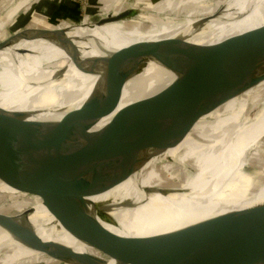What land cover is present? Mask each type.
I'll return each instance as SVG.
<instances>
[{
    "label": "bare ground",
    "instance_id": "bare-ground-1",
    "mask_svg": "<svg viewBox=\"0 0 264 264\" xmlns=\"http://www.w3.org/2000/svg\"><path fill=\"white\" fill-rule=\"evenodd\" d=\"M28 1L11 2L6 15L11 18ZM142 8L139 0H128L120 10L91 24L49 33L38 28L21 30L12 34L17 37L14 45L0 51V109L28 113L29 121L55 124L67 110L94 106L93 97L112 103L111 114L92 130H76L46 142L32 141L23 147L2 150L0 191L35 190L60 198L64 195L73 203H84L95 216L102 203L119 206L127 202L126 208L117 206L111 211L116 224L65 221L44 205L36 212L32 210L29 225L15 235L0 227V264H19L42 255L65 264H117L106 230L134 238L135 248L141 249L152 244L146 237L167 240L191 224L264 202V181L247 173L256 163L251 154H256L264 137V83L205 116L212 123L201 119L178 146L164 150L168 153L150 149L147 160L133 176L106 193H99L101 171L88 169L84 163L79 165L83 152L90 147L100 143L108 146V140L98 135V130L123 112L152 99L144 93L163 83L170 85L177 76L153 62L134 75L122 62L107 60L83 73L71 61L58 81L61 68H43L70 59L62 50L65 40L75 44L81 57L105 58L118 52L107 51L109 45L117 50L144 41L184 39L207 46L241 38L239 60L231 64L245 63L264 48V5L179 20L162 17L158 12H141ZM131 10H140L137 19L126 18ZM137 21H150L151 26L144 29ZM3 26L0 23V30ZM256 96H260L254 101L258 110L252 115L249 105ZM51 152L66 158L69 164H57L48 157ZM256 165L264 173V165ZM160 171L165 172V177L158 183L156 175ZM159 188L171 192L148 193ZM24 216L25 213L14 218L22 220ZM37 238L43 240L40 246H28Z\"/></svg>",
    "mask_w": 264,
    "mask_h": 264
},
{
    "label": "water",
    "instance_id": "water-1",
    "mask_svg": "<svg viewBox=\"0 0 264 264\" xmlns=\"http://www.w3.org/2000/svg\"><path fill=\"white\" fill-rule=\"evenodd\" d=\"M137 14L131 10L126 18L133 19ZM40 31L49 33L51 29L40 28ZM7 35L8 32H0V51L16 42V35ZM240 42L241 38H233L204 46L184 39L144 41L94 59H82L78 48L68 39L61 44L83 73L109 60L115 64L122 62L134 75L153 62L177 76L159 95L123 112L98 130V135L108 140V146L100 143L83 152L79 165L84 163L88 169L101 171L99 193L130 179L145 163L150 149L158 153L178 146L203 117L264 83V48L245 63H230L239 60ZM63 70L61 67L56 80L62 79ZM259 98L251 100L252 115L258 110L254 101ZM92 100L94 106L67 110L65 117L55 124L29 121L28 113L0 109V152L32 141L46 142L76 130L94 129L111 114L112 103L101 97ZM48 157L57 164H69L57 153L51 152ZM154 192L165 195L171 191L159 188L148 193ZM41 200L53 215L65 221L86 225L115 223L111 211L118 205L113 202L100 204L95 216L84 203H73L53 194L42 195ZM118 207L126 208L127 202ZM31 214L32 209L22 220H16L12 213L0 215V227L15 235L29 225ZM106 233L113 244L117 264H264V202L191 224L167 240L146 237L152 244L141 249L135 248L132 237L109 230ZM42 242L37 238L28 246L38 247Z\"/></svg>",
    "mask_w": 264,
    "mask_h": 264
},
{
    "label": "rangeland",
    "instance_id": "rangeland-1",
    "mask_svg": "<svg viewBox=\"0 0 264 264\" xmlns=\"http://www.w3.org/2000/svg\"><path fill=\"white\" fill-rule=\"evenodd\" d=\"M11 2H14L16 4L18 3V0H0V23L4 25L3 29H1L2 31L0 30V32L2 33L8 32L7 36L10 35L13 36L12 34L19 32V30L21 31V30H30L34 28H38V29L43 28V29H51L56 31V30H67L72 26L75 27V26H82L83 24H91V22L92 23L96 22L101 17L113 11L120 10L121 8H123V6L127 4L128 0H123V2H120V5L119 4L116 5V3L113 0H54V1L30 0L25 5H23V7L21 6L22 9L17 11V13L10 18L6 15V11L10 9V7L12 6ZM61 2H66V4H68V7L70 9L66 8L65 10H57L58 6L56 5L52 6L54 3L60 4ZM40 3L46 4L47 6H49L48 4L50 3L51 7L43 9V7H47V6L44 5L40 6L39 5ZM139 3L141 4V6H143L141 12L144 11L145 12L152 11L154 13L158 12L160 15H162V17L168 18L170 20H179L185 18L212 16L222 13L224 11L226 13L237 12L239 10H242L243 8L254 9L264 5V0H139ZM37 6H39L40 8L37 9ZM136 11L138 12V14L133 19H137L141 14L140 10L139 11L136 10ZM55 13H57V17L53 19L52 17L53 14ZM70 13L72 16H70ZM19 22L21 23L24 22V23L21 24V26L20 25L16 26ZM143 22L139 23L137 21L136 23L142 25L144 29H149L151 26L149 24L150 21L144 23ZM15 30L17 31L15 32ZM29 44L37 45L39 44V42H32ZM106 50L120 51L122 49L116 50V48H113L111 45H109L106 47ZM94 57H96V55H87V56H82V59H87V58L92 59ZM70 62H71L70 59H61L44 66L43 69L55 68V67L65 68L70 64ZM168 86H169L168 83L160 84L159 86L145 92L144 96L147 98H154L157 95H159L160 92H162L164 89H166ZM263 103L264 102H262L261 104ZM202 122L207 124L212 123L209 117H203ZM261 144L262 145L259 146V148L256 151V154L255 152L251 154L253 156L252 160L255 161L256 163L247 173L250 176L257 178L260 181H264V173L262 172L263 169L259 168L256 165V164L264 165V137L261 139ZM260 161L262 162V164ZM174 165L177 166L176 164ZM188 171H190V169H187V173H189ZM164 173H165L164 171H160L157 173L156 177L158 183L164 180L165 177ZM47 181H50V184L52 186L54 185L53 181L51 180H47ZM41 196L42 195L35 190L28 192L0 191V215L7 213H12V215L14 216L23 215L30 209L36 212L43 207ZM63 199L72 202L70 198H67L64 195H63ZM11 264H15V263H11ZM19 264H65V263L64 261L62 262L56 261L55 259H52L50 256L47 257L46 255H42L39 258L23 261L22 263Z\"/></svg>",
    "mask_w": 264,
    "mask_h": 264
},
{
    "label": "crops",
    "instance_id": "crops-1",
    "mask_svg": "<svg viewBox=\"0 0 264 264\" xmlns=\"http://www.w3.org/2000/svg\"><path fill=\"white\" fill-rule=\"evenodd\" d=\"M52 1H54V0H52ZM115 3H116V5H120V2H123V0H113ZM51 3V2H50ZM50 3L48 4L49 6H47L46 4H43V3H40L39 5L40 6H47V7H43V9H46V8H49V7H51V5H50ZM38 5V4H37ZM58 6V8H57V10H65L66 8H68V9H70L69 7H68V4H66V2H61L60 4H56V3H54L52 6ZM62 5V6H61ZM40 7L39 6H37V9H39ZM42 9V10H43ZM57 10H54V11H57ZM40 11V10H39ZM70 16H72L71 15V13H70ZM57 17V13H55V14H53V19H55ZM22 19V18H21ZM20 19V20H21ZM71 19V18H70ZM24 23V22H23ZM23 23H21V22H19L16 26H18V25H20L21 26V24H23ZM58 26V25H57Z\"/></svg>",
    "mask_w": 264,
    "mask_h": 264
},
{
    "label": "built area",
    "instance_id": "built-area-1",
    "mask_svg": "<svg viewBox=\"0 0 264 264\" xmlns=\"http://www.w3.org/2000/svg\"><path fill=\"white\" fill-rule=\"evenodd\" d=\"M90 17V16H89Z\"/></svg>",
    "mask_w": 264,
    "mask_h": 264
}]
</instances>
